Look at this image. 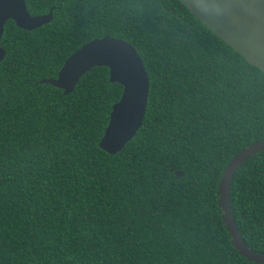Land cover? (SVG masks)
<instances>
[{"label":"trees","instance_id":"obj_1","mask_svg":"<svg viewBox=\"0 0 264 264\" xmlns=\"http://www.w3.org/2000/svg\"><path fill=\"white\" fill-rule=\"evenodd\" d=\"M26 5L54 12L33 31L8 21L0 42V264H255L232 244L219 184L236 154L264 140V72L179 0ZM107 36L137 50L150 81L143 125L116 155L100 148L123 93L108 68L69 96L38 84ZM230 201L264 253V152L238 170Z\"/></svg>","mask_w":264,"mask_h":264},{"label":"water","instance_id":"obj_2","mask_svg":"<svg viewBox=\"0 0 264 264\" xmlns=\"http://www.w3.org/2000/svg\"><path fill=\"white\" fill-rule=\"evenodd\" d=\"M221 41L240 54L250 65L264 72V0H179ZM14 21L18 28L33 31L53 20V10L33 16L26 0H0V42L5 25ZM6 51L0 45V64ZM97 67L109 69V81L123 88L113 105L100 148L109 155L120 153L141 129L148 106L150 81L144 62L128 42L112 37L94 39L74 52L64 63L57 78L43 79L69 96L80 79ZM264 152V140L256 141L236 154L224 169L219 184V207L224 225L240 256L264 264V253L253 250L241 235L234 217L230 193L238 170L249 159ZM182 177L183 173H178Z\"/></svg>","mask_w":264,"mask_h":264},{"label":"flooded vegetation","instance_id":"obj_3","mask_svg":"<svg viewBox=\"0 0 264 264\" xmlns=\"http://www.w3.org/2000/svg\"><path fill=\"white\" fill-rule=\"evenodd\" d=\"M53 10V9H52ZM54 12V11H53ZM16 24V23H15Z\"/></svg>","mask_w":264,"mask_h":264}]
</instances>
